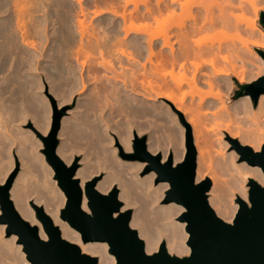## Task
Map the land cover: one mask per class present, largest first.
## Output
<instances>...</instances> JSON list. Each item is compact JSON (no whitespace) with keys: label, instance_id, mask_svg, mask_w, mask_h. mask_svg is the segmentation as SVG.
<instances>
[{"label":"bare ground","instance_id":"6f19581e","mask_svg":"<svg viewBox=\"0 0 264 264\" xmlns=\"http://www.w3.org/2000/svg\"><path fill=\"white\" fill-rule=\"evenodd\" d=\"M261 10L264 11V0H0V104L8 93L15 98L13 101L10 97L12 103L18 100L14 95L26 91L32 70H55L53 80L57 81V93L63 102L77 92L87 94V98L78 99L77 113L63 117L57 149L58 155L70 164L74 141L86 147V161L92 159L76 174L82 178L83 209L90 212L85 194L87 180L104 169L107 173L97 188L107 193L118 184V197L125 203L122 211L136 206L130 225L139 227L146 251L156 252L164 241L169 253L189 255L186 222L177 219L185 207L174 202L160 203L169 183L153 185L154 172L140 177L145 163L121 159L112 133L116 132L125 149L131 150L133 132H148L149 150H164L163 162H168V154L173 152L177 163L185 154L187 128L179 123L184 114L192 127L197 151L196 181L203 182L205 176L213 180L209 203L221 218L232 222L238 210L232 201L237 196L249 201L248 178L264 186V174L259 167L237 162L235 151L226 155L224 150L230 143L222 135L225 131L260 151L264 145V94L257 106L249 95L231 102L226 95L234 86L231 76H239L242 83L247 77L263 74L264 59L252 49L259 44L251 45L228 32L259 35L264 40L256 20L242 23L240 16L259 15ZM227 64L230 69L225 67ZM178 67V72L183 71L178 74L181 76L176 74ZM203 82L208 84V90ZM184 84L191 90L178 94ZM154 94L170 100L176 112L166 103L156 102ZM6 112L9 116L8 109ZM36 125L47 133L50 117L40 113ZM18 130L13 141L22 145L20 137L25 139L27 132ZM37 145L41 147L42 143ZM27 152L24 159L20 156L25 169L11 188L21 216L38 224L41 237L47 239L30 201L43 204L65 239L79 244L84 253L98 256V264H114L116 258L109 253L106 242H83L80 233L60 218L67 197L57 181L48 177L53 176V170L45 157L41 155L37 163L38 153ZM10 159H0L1 184L14 167ZM5 229L1 223L0 264H30L18 236H4Z\"/></svg>","mask_w":264,"mask_h":264},{"label":"water","instance_id":"95a60500","mask_svg":"<svg viewBox=\"0 0 264 264\" xmlns=\"http://www.w3.org/2000/svg\"><path fill=\"white\" fill-rule=\"evenodd\" d=\"M264 28V11L260 14ZM264 59V49L257 48ZM233 99L249 95L257 106L264 94V74L247 84L238 83ZM186 154L184 159L173 164V158L165 164L161 156L147 150L146 137L135 141V153L127 155L133 159L150 161V168L158 174V181L169 182L165 203H178L185 207L179 220L186 222L189 232V255L169 253L166 242H161L156 252L146 251L145 241L137 229L130 225L132 210L122 211L118 189L102 193L96 181L87 183L85 194L90 212L83 209L84 191L78 178L77 166H68L58 155L60 127L57 118L49 137H44V153L55 171V179L67 197L59 216L80 234L83 242H106L109 253L115 256L114 264H264V186L255 178H248L249 201L237 196L239 204L232 222L221 218L209 203L208 192L212 182L208 178L196 182L197 151L191 128L187 125ZM240 155V162L259 167L264 174V145L254 151L249 145L231 139ZM13 177L0 183V221L7 224V235L16 234L32 264H98V257L84 253L80 246L62 236L59 225L47 213L43 205L31 201L37 219L41 222L47 239L40 234V226L24 219L11 197Z\"/></svg>","mask_w":264,"mask_h":264},{"label":"rangeland","instance_id":"374dc122","mask_svg":"<svg viewBox=\"0 0 264 264\" xmlns=\"http://www.w3.org/2000/svg\"><path fill=\"white\" fill-rule=\"evenodd\" d=\"M156 0H153V2H155ZM131 7H133V5H131ZM143 8H144V6H142ZM263 10H261L260 11V13H259V15H257L256 13H246V14H240V16H241V21H242V23H247V22H251V21H253V20H256V22H257V25L259 26V28L260 29H262V31L264 32V28H263V26L260 24V14H261V12H262ZM124 33L122 32V35H123ZM228 34L231 36V37H240V38H242L243 40H245V41H247V42H249L251 45H255V44H259L260 46H256V47H253L252 46V49L255 51V52H258L257 51V48H261V49H264V46H261L262 44H264V40H263V38L261 37V36H259V35H257V36H250V35H245V34H237V32L236 31H229L228 32ZM240 35V36H239ZM159 43H161L162 42V39L161 38H159L158 40H157ZM48 43V42H47ZM159 47H160V45H159ZM158 47V48H159ZM41 59H42V57H41ZM47 65V64H46ZM170 67L171 66H169L168 67V70H171L170 69ZM226 68H228V69H230V66L227 64V66H225ZM179 67L177 68V71H176V74L178 75V74H183L182 72V70H180V72H178L179 70ZM211 70H212V68H210ZM51 69H49V71H50ZM167 70V71H168ZM48 70H47V72H44V71H42V70H38V71H30V73H29V77H28V81H29V84H28V87H29V85H30V87L28 88H26V91L24 92V93H21V92H19L18 94H15L14 95V97H16V99H18L16 102H14V103H12L13 101H14V99L15 98H13L12 97V95L10 94V93H8V95L6 94L5 96H8L7 98H6V101H7V99H8V101L6 102H3L2 104H0V110L2 111V113L4 114H2L1 113V111H0V115H2L0 118V126H2V127H0L1 129H0V133H1V135H0V138H1V140H0V156L2 155L4 158H6L7 157V160L8 159H12L13 160V163H14V167H13V169H12V171H11V173H10V175H9V177L7 178V180H6V182L10 179V178H14L13 179V183H14V181H15V179L17 178V176L20 174V172L23 170V169H25V166H23L22 164H23V160H22V158L24 159L25 158V156L29 153V152H27L26 153V151H30V152H34V153H38L37 155V159H36V161H37V163H38V159H40V156L41 155H43L44 157H45V161H46V163L47 164H49L48 163V161H47V158H46V154L44 153V149H45V144H44V137H49V135L51 134V132H52V130H53V128H54V124H55V122H56V120H57V118H59V124H60V127H59V130H58V133H57V137L59 138V141L61 142V137L59 136V131H60V128H61V123H62V119H63V117H71L73 114H75V113H77L78 112V101L80 100V99H85V98H87L88 97V95L87 94H82V93H80V92H77L73 97H72V99L71 100H69V101H67V102H63V101H61L62 99V97L61 96H59V94L57 93V81L56 80H53V79H55V76L56 75H53V74H55L54 72H55V70H51V76H49V72ZM35 72V73H34ZM38 72V73H37ZM178 72V73H177ZM264 74V73H263ZM262 73L259 75V76H256V77H253V78H249V77H247L246 79H245V81L244 82H240L239 81V79H238V77L239 76H231L232 77V79H233V83H234V86H233V89L226 95V99H227V101L229 102H231V101H236L235 99H233V96H234V91L236 90V89H238V84H237V82L238 83H240V84H247V83H250V82H252L253 80H256L257 78H259L260 76H262L263 75ZM37 75V76H36ZM181 75H178V76H181ZM255 75H257L256 73H255ZM39 76V77H38ZM203 77H205L206 79L208 78L207 76H203ZM32 79V80H31ZM35 80V81H34ZM33 82H34V84H33ZM36 82V83H35ZM39 84H38V83ZM31 84H32V86H31ZM205 87V89H209V87H208V84H206V82H203L202 83ZM56 85V86H55ZM92 85V84H91ZM91 85H90V87H91ZM93 86V85H92ZM36 87V88H35ZM39 87V88H38ZM32 88V89H31ZM92 88V87H91ZM182 89L180 90L179 89V91L181 92H183L184 90V92L183 93H186L188 90L190 91L191 90V88H190V86L188 85V84H184V87L182 86L181 87ZM27 89H28V91H27ZM37 89V90H36ZM56 90V91H55ZM178 91V94H182V92L180 93ZM53 92V93H52ZM56 92V93H55ZM89 91H87V93H88ZM166 92H168L169 93V91H166ZM35 93V94H34ZM32 94V95H31ZM27 95L29 96V98H27ZM79 95V96H78ZM154 95H156V94H154ZM19 98H18V97ZM81 96V97H80ZM83 96V97H82ZM10 97L11 98H13V101L11 102V99H10ZM36 98H37V101H36ZM188 98V100H191V96H188L187 97ZM198 99V96H196L195 97V99ZM251 98V97H250ZM79 99V100H78ZM154 100L156 101V102H162V103H166L167 105H169L170 107H171V109L174 111V112H176V109H174V104L170 101V100H168V99H166V98H163L162 96L160 97V96H158V95H156L155 97H154ZM40 101V102H39ZM10 102V103H9ZM28 102V103H27ZM30 102V103H29ZM32 102V103H31ZM39 103V105H38V103ZM60 102H62V103H60ZM159 102V103H160ZM14 104V105H13ZM25 104V105H24ZM33 106H32V105ZM35 104V105H34ZM48 104H49V106H48ZM16 105H18V106H16ZM21 105V106H20ZM172 105H173V107H172ZM13 106H15V107H13ZM20 106V107H19ZM35 106V107H34ZM38 106V107H37ZM6 109H5V108ZM34 107V108H33ZM2 108V109H1ZM25 108V109H24ZM4 109V110H3ZM7 109H8V111H9V116H8V112H6L7 111ZM20 109L22 110V112L20 111ZM19 110V111H18ZM26 111V112H25ZM28 111V112H27ZM48 111H49V113H48ZM17 112V113H16ZM21 112V113H20ZM7 115H6V114ZM12 113V114H11ZM22 113H23V115H22ZM36 113H38V114H36ZM44 114V115H46V116H49L50 117V128H49V130H48V132L47 133H43L41 130H39L38 128H37V125H36V122H37V118H38V115L39 114ZM47 113V114H46ZM12 116H11V115ZM18 114V115H17ZM20 114V115H19ZM24 115H26V116H24ZM23 116V117H22ZM12 117V118H11ZM13 117H15V118H13ZM23 119H22V118ZM4 118H6V119H4ZM4 121V123H3V121ZM24 120V121H23ZM2 121V122H1ZM5 122H8L7 124H8V127L6 126L7 124L5 123ZM2 123V124H1ZM19 123V124H18ZM179 123L181 124V125H184L186 128H187V126H186V124L187 125H189L190 126V128H191V135H192V137H193V133H192V127H191V125H190V123H188V120H187V118L185 117V115L183 114V121L182 120H179ZM210 122H208V124H209ZM213 123V122H212ZM12 124V125H11ZM207 124V125H208ZM5 128H4V127ZM9 126H10V128H9ZM15 126V127H14ZM14 128H15V131H12V130H14ZM6 129V130H5ZM18 129H20L21 131H24V132H27V137H25V139L23 138V136H21L20 137V139H23V142H24V144H22V145H19L18 144V142H15V141H13V138H15L14 137V135H15V133H16V131L18 130ZM9 130H11V131H9ZM3 131V132H2ZM19 131V130H18ZM224 133H223V135H222V137H223V139L224 140H226V141H228L230 144H229V147L228 148H226L225 150H224V153H226V155L227 154H230V152L231 151H235L236 152V154L238 155V160H237V162H239V163H242V162H240V160H239V158H240V155L238 154V152L236 151V149L234 148V146H233V143H232V141H231V139H237V138H233V137H231L227 132H225V131H223ZM4 133V134H3ZM13 134V135H12ZM115 134V135H114ZM5 135V136H4ZM118 136L119 135H117V133L116 132H113L112 133V137H113V139H115V141L113 142V145L115 146V148H117V147H119V154L121 155L120 157H121V159H123V160H125V161H128V162H139V163H145V166L143 167V169L139 172V176L140 177H147L148 175H150L152 172H154L155 173V178H154V180H153V185H155L156 187H157V185H160V184H162V183H165L164 181H158V174H157V172L154 170V169H151L150 168V165H151V162L150 161H148V160H146V161H142V160H139V159H133V158H130V157H127V155H129V154H132V153H135V141L139 138V139H143L144 137H146V145H147V150L151 153V154H155L154 156H157V155H160L161 156V163H163V164H165V162H163V157H164V150H159L157 153H153L152 151H150L149 150V148H148V138H149V133L148 132H142V133H138L137 131H135V133L133 132V137H132V149L131 150H126L125 149V147H124V145L121 143V141H120V139L118 138ZM7 139H6V138ZM120 137V136H119ZM27 138H29V139H27ZM186 138H187V131H186V133H185V142H184V146H185V154H186ZM216 138V137H215ZM5 139V140H4ZM7 140V141H6ZM25 140V141H24ZM237 140H239V139H237ZM9 141V142H8ZM193 141H194V137H193ZM5 143V146L3 145V143ZM7 142V143H6ZM13 144H12V143ZM27 142V143H26ZM30 142V143H29ZM2 143V144H1ZM11 145H10V144ZM16 143V144H15ZM29 143V144H28ZM31 143H33V144H31ZM38 143H42V146L41 147H38ZM71 144L73 145V147L75 148L74 149V151H73V155H74V157H73V160H72V162L70 163V164H68L66 161H65V159L64 158H62L60 155V157L63 159V161L68 165V166H77V171H78V169H80L81 167H84L83 165L85 164V163H88L90 160H92L91 158H89V159H87V161H86V159H85V155H86V153H87V150H86V147L84 148V147H82V146H78V145H76L75 143H74V141L73 142H71ZM3 145V146H2ZM10 145V146H9ZM26 147H25V146ZM2 147V148H1ZM21 147V148H20ZM217 147V146H216ZM215 148V147H214ZM213 148V150H216V149H219V148H215L214 149ZM83 149H84V151H83ZM2 150H4V152L2 151ZM5 150H6V152H5ZM212 151V150H211ZM2 152H3V154H2ZM215 152V154L217 153L216 151H213V153ZM8 153V154H7ZM7 154V155H6ZM185 154H184V156H185ZM215 154H213L214 156H216ZM5 155V156H4ZM23 156L22 158L20 157V156ZM170 155L172 156V158H173V164H177V163H179V162H181L183 159H184V157H183V159L181 160V161H179V162H177V163H174V153L173 152H169V154H168V157H170ZM218 155V154H217ZM1 156V157H2ZM0 157V159H2ZM21 158V159H20ZM10 159V161H12ZM25 161V160H24ZM36 161L34 160V162H35V164H37L36 163ZM92 163H94V162H92ZM198 164V163H197ZM50 165V164H49ZM50 167H51V169L53 170V176H50V175H48V177L51 179V180H56L57 181V184H58V180L57 179H55V171H54V169L52 168V166L50 165ZM77 171H76V174H77ZM106 173H107V171H105L104 169H100V171L98 172V173H96V174H94L91 178H89L88 180H87V182L86 183H88V182H90V181H96V185H97V183L99 182V181H101V180H103L104 179V177H105V175H106ZM147 175V176H146ZM197 177V176H196ZM75 178H78L79 179V181H80V184L82 183V178L80 177V176H77V175H75ZM210 179L211 180V182H212V185H213V180L210 178V177H208V176H205V178H204V180H206V179ZM5 182V183H6ZM197 182V181H196ZM169 183V182H168ZM170 185V184H169ZM82 186V185H81ZM117 188L118 189V194H119V192H121V189H120V187H119V185L118 184H115L114 186H113V188L111 189V190H109V192H107V193H110L114 188ZM212 187V186H211ZM96 188H97V186H96ZM169 188H170V186H169ZM168 188V189H169ZM167 189V190H168ZM97 190H99L98 188H97ZM167 190H165V192H164V197L162 198V200L160 201V203H162V204H167V203H165L164 202V199H165V196H166V192H167ZM211 190V189H210ZM100 191V190H99ZM101 192V191H100ZM102 193H105V192H102ZM208 194H209V197H210V191L208 192ZM236 198L237 197H235L234 198V200L232 201V203L233 204H237L238 205V207H239V204L236 202ZM119 200H121L122 202H123V206H124V200L123 199H120L119 198ZM170 204V203H169ZM41 205H43V204H41ZM30 206H31V201H30ZM32 207V206H31ZM138 207V206H137ZM213 207V206H212ZM128 209H131L132 210V214H133V212H134V210H136L137 208H136V206L134 205V206H132V207H129V208H127V209H125V210H128ZM124 211V210H123ZM1 214H2V211H1V208H0V216H1ZM148 214V213H147ZM151 215V214H150ZM181 215V214H180ZM179 215V216H180ZM152 216V215H151ZM178 216V217H179ZM147 218H149V219H151L150 218V216L149 215H147ZM177 219H179V218H177ZM2 222L0 221V224H1ZM3 224V223H2ZM6 225V229H5V234H4V236H6V237H11V236H8L7 235V224H5ZM133 228H135V229H137V231H138V233H139V227H133ZM61 229V228H60ZM44 230V229H43ZM62 231V230H61ZM81 235V234H80ZM63 236V235H62ZM141 237V236H140ZM144 241H145V238L144 237H141ZM163 242V241H162ZM18 243H19V241H18ZM21 245H22V249H23V252L25 253V257H26V260H28L29 262H30V264H32L31 263V261L28 259V257H27V253L25 252V250H24V246H23V244L22 243H20ZM77 244V243H76ZM79 245V244H78ZM80 246V245H79ZM80 248H81V246H80ZM92 256H95V255H92ZM96 257H98V256H96Z\"/></svg>","mask_w":264,"mask_h":264}]
</instances>
